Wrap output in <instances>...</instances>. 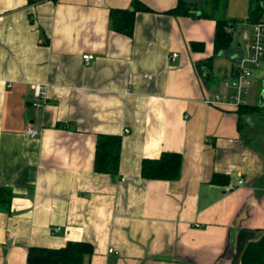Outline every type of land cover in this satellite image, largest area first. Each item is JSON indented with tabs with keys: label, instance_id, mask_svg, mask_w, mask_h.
Returning <instances> with one entry per match:
<instances>
[{
	"label": "crops",
	"instance_id": "crops-1",
	"mask_svg": "<svg viewBox=\"0 0 264 264\" xmlns=\"http://www.w3.org/2000/svg\"><path fill=\"white\" fill-rule=\"evenodd\" d=\"M134 1L0 0V185L13 193L0 211V264L67 241L93 245L82 264H240L262 236L264 58L248 61L252 23L228 27L230 46L214 53L206 0L194 15L169 13L178 0H138L149 10L137 9L128 36L109 15ZM209 58L204 81L196 65ZM241 67L252 77L237 103ZM33 83L47 87L43 107ZM215 94L227 96L206 102ZM242 104L258 110L240 120ZM101 133L121 136L116 174L94 171ZM165 151L182 155L179 177L144 179L142 160ZM215 173L227 183L210 182Z\"/></svg>",
	"mask_w": 264,
	"mask_h": 264
},
{
	"label": "trees",
	"instance_id": "trees-1",
	"mask_svg": "<svg viewBox=\"0 0 264 264\" xmlns=\"http://www.w3.org/2000/svg\"><path fill=\"white\" fill-rule=\"evenodd\" d=\"M40 0H28L34 3ZM224 0H206L209 10L204 8L201 16H210L216 20V29L213 40L214 53L227 49L232 42V33L227 30L228 21L224 17H217L220 6H224ZM130 8H114L110 11V23L113 29L125 35H132L137 9L149 10L147 6L138 0L134 1ZM195 0H178L176 6L169 9V13L177 15H194L196 11ZM262 7L250 3L248 22H263L260 20ZM190 48L194 51L204 50V42L191 41ZM211 58L200 61L196 65L199 76L208 80L211 74ZM258 107L242 104L238 107V119L246 114L254 113ZM121 136L118 134H98L95 143L94 171L98 173L116 174L120 164ZM182 165V155L179 152L165 151L158 158H144L140 166V174L144 179L173 180L179 177ZM225 175L215 173L210 182L227 183ZM13 193L9 187L0 185V211L9 212ZM93 245L85 241H67L60 248L44 246H30L27 252V264H82L86 255H91ZM240 264H264V232L256 240L249 242L242 254Z\"/></svg>",
	"mask_w": 264,
	"mask_h": 264
},
{
	"label": "built area",
	"instance_id": "built-area-1",
	"mask_svg": "<svg viewBox=\"0 0 264 264\" xmlns=\"http://www.w3.org/2000/svg\"><path fill=\"white\" fill-rule=\"evenodd\" d=\"M248 49L250 51V56L248 58V61L252 64V66L256 67L260 64L262 59L264 58V22H257L252 24V34L251 39L248 43ZM176 56V53L172 54V58ZM84 59H90L92 58V55L84 54ZM251 69L241 67L238 70V73L236 75V79L233 82L234 86L236 87V99L237 103H243L244 94L243 92L247 89L248 86L251 85ZM33 102L32 105L34 107L40 108L43 107L46 101V85L43 83H33ZM227 95H218L215 94L213 96L214 100H206V102L216 103V101L226 98ZM212 104V105H213ZM26 133L28 136L33 137L36 136L39 132L37 129L28 127L26 129ZM243 184V179H238L236 184H229L226 188L227 190H234L236 186ZM59 226L55 227V230H59ZM109 252H115L113 248L108 249Z\"/></svg>",
	"mask_w": 264,
	"mask_h": 264
},
{
	"label": "rangeland",
	"instance_id": "rangeland-1",
	"mask_svg": "<svg viewBox=\"0 0 264 264\" xmlns=\"http://www.w3.org/2000/svg\"><path fill=\"white\" fill-rule=\"evenodd\" d=\"M259 1L264 6V0H224V6L219 7L218 14L227 19L228 27L234 26L237 30L249 29L250 23L247 18L250 3L253 2V5H259ZM260 19L264 21V10L261 13Z\"/></svg>",
	"mask_w": 264,
	"mask_h": 264
},
{
	"label": "water",
	"instance_id": "water-1",
	"mask_svg": "<svg viewBox=\"0 0 264 264\" xmlns=\"http://www.w3.org/2000/svg\"><path fill=\"white\" fill-rule=\"evenodd\" d=\"M261 85H262V96L264 97V78H263V80L261 82Z\"/></svg>",
	"mask_w": 264,
	"mask_h": 264
}]
</instances>
